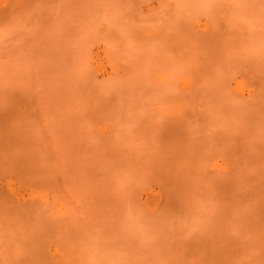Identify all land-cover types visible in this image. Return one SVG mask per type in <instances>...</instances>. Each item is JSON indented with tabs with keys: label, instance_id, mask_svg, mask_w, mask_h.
I'll return each mask as SVG.
<instances>
[{
	"label": "rangeland",
	"instance_id": "1",
	"mask_svg": "<svg viewBox=\"0 0 264 264\" xmlns=\"http://www.w3.org/2000/svg\"><path fill=\"white\" fill-rule=\"evenodd\" d=\"M0 264H264V0H0Z\"/></svg>",
	"mask_w": 264,
	"mask_h": 264
}]
</instances>
